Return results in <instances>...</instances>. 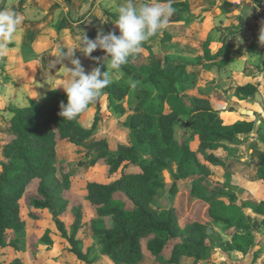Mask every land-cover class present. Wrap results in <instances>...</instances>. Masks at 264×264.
Returning <instances> with one entry per match:
<instances>
[{"label": "rangeland", "instance_id": "obj_1", "mask_svg": "<svg viewBox=\"0 0 264 264\" xmlns=\"http://www.w3.org/2000/svg\"><path fill=\"white\" fill-rule=\"evenodd\" d=\"M187 1L189 3L172 0V6L175 4L176 8L175 13L152 40L143 44L140 51L145 54L148 63L154 60L163 62L166 53L184 56V60L174 62V65L182 70L181 79L187 81V90L200 91L210 96L215 107L220 109L224 124L231 125L244 121L241 119L244 114L242 95L244 87H235L233 91V86L224 81L227 78V64L229 60L232 61V55L241 54L240 50L244 48L242 37H233V40L229 41V32H233L234 26L240 29L242 24L239 22L233 26L234 20L232 23L227 21L225 11L228 5H221L225 0ZM124 2L125 0H0V8L14 10L23 18L14 41L0 54V159L4 146L12 137L9 123L16 109L31 105L34 101L38 102L52 90L65 93L62 87L65 83L64 66H73L67 59L62 65L57 62V58L62 52H67V48L78 47L84 35L95 39L99 32L107 33L115 29L116 19L107 13L118 14L117 8ZM134 2L138 5L154 0ZM211 12H216L219 16L213 20L212 18L204 20ZM198 14L204 17L200 19ZM185 21L186 35L189 27L199 25V31L207 41L208 50L214 52L218 48L222 49L220 61L209 62L204 57L201 46L195 42L188 43L190 40L185 38H179L174 29H169L171 40L163 39L165 30L171 24H181ZM104 55L102 49L95 50L92 57L101 58L97 61L86 57L79 49L75 50V56L81 60L86 72L91 71L98 63L102 64ZM102 68L106 70V65ZM238 80L242 81L243 78ZM113 83L127 86L134 82L127 78L121 69L119 78L114 77ZM111 99L110 92L104 89L102 95L85 109L81 118L84 125L91 126L96 114H100L101 117L98 128L90 138L61 139L56 146L58 158L67 163L72 182L71 191L65 193L70 200L68 212L62 218L67 223L68 230H72L76 211L79 207L82 209L79 236L86 239L84 247L91 262L87 263L70 252V244L63 237L50 210L32 206L30 198L35 194V180H32L20 199L18 225L6 237L5 245L0 247V264H114L104 252V241L91 227L94 221L109 227L112 220L98 217L85 198L89 182L107 183L119 176L118 173L111 176L109 166L103 161H97L99 152L92 147L95 140L104 137L115 150L121 143L130 145L138 139L137 134L130 131L126 123L134 115L127 100L115 99L111 103ZM115 104H123L125 110H117ZM187 104L190 106L189 100ZM242 135L244 133H237L236 149L228 146L229 143H234L231 137H223L224 146L215 153L226 162L221 168L213 167L209 179L211 183L233 191L236 194L235 201L239 204L249 198L264 202V180L247 176L251 170L247 164L251 162L245 161L244 158H248L252 147L243 144L247 139ZM249 141L248 139L245 143ZM199 144V137H193L191 148L197 152L200 159H203L207 154L198 151ZM17 163L20 164L21 161L17 160ZM130 168L134 170L137 166L133 165ZM177 172L178 167L174 164L172 171L166 173L167 184L160 194L163 209L174 208L182 227L193 222L206 225L209 230L207 242L211 246L204 257L186 258L180 264H264V216L252 211L246 213L253 227L254 243L246 253L232 249L233 234L237 230V212L212 209L209 203L193 197L189 181H186L184 189L182 187L176 195L170 196L169 190L177 179L174 175ZM145 253L151 256L146 249ZM253 256L258 258L256 263H253ZM150 260L143 259L140 264H146Z\"/></svg>", "mask_w": 264, "mask_h": 264}, {"label": "trees", "instance_id": "obj_2", "mask_svg": "<svg viewBox=\"0 0 264 264\" xmlns=\"http://www.w3.org/2000/svg\"><path fill=\"white\" fill-rule=\"evenodd\" d=\"M107 14L118 19V14ZM169 29L177 31L178 37L183 34L182 28L171 24L164 32V40H171ZM206 42L202 43L203 55L213 62L221 52L209 51ZM145 57L140 51L130 56L122 67L125 76L134 83L127 86L112 83L105 88L112 96L111 103L115 99H126L134 111L126 123L129 130L137 134V141L130 145L121 143L114 150L106 138L99 137L92 145L99 152L97 161L109 166L110 175L119 174L107 183L89 182L85 195L98 217L112 220L109 227L95 221L91 224L94 233L104 241L105 254L114 264H140L146 258L151 259L146 264H180L183 259H199L208 254L211 246L207 242L206 225L193 222L182 227L174 208L163 209L160 194L167 184L166 173L172 171L174 164L178 167V172L174 173L177 179L169 195H176L189 181L193 197L209 203L212 209L236 211L237 230L231 248L248 252L254 243V233L243 208L264 214V202L244 201L239 205L233 191L211 183L209 176L213 167L221 168L226 162L215 153L224 146L223 137L236 141L237 133L251 132L255 122L224 124L221 111L210 96L191 94L187 81L181 79L182 70L174 65L184 60L181 54L166 53L163 62L148 63ZM62 101L67 103V95L52 90L38 102L17 108L10 120L12 137L0 159V247L18 225L20 199L27 185L35 180V194L30 198L32 206L50 210L70 244V252L89 263L91 260L84 247L86 239L79 236L82 209L79 207L76 211L72 230H68L62 218L68 212L70 200L65 193L71 191L72 182L67 163L58 158L56 146L61 139L90 138L101 117L96 114L91 126L81 121L85 110L72 120L64 119L59 115ZM115 108L125 110L123 104H115ZM195 136L200 140L198 151L207 154L203 159L191 148ZM133 165L137 166L134 170L130 168ZM258 175L264 179V163ZM256 259L254 256L253 263Z\"/></svg>", "mask_w": 264, "mask_h": 264}, {"label": "clouds", "instance_id": "obj_3", "mask_svg": "<svg viewBox=\"0 0 264 264\" xmlns=\"http://www.w3.org/2000/svg\"><path fill=\"white\" fill-rule=\"evenodd\" d=\"M175 11L172 0H154L138 5L134 0H125L117 8L115 29L107 33L101 31L95 39L84 35L78 47L62 52L57 62L63 65L67 59L73 67L64 66L65 83L62 87L67 95V103L61 102L59 115L72 120L95 102L103 90L114 82V77L119 78L128 58L140 52L143 44L168 24ZM22 22V16L14 10L0 8V54L14 41ZM259 39L264 43V30ZM98 48L105 53L103 63L86 72L81 60L75 56V50L79 49L86 57L100 61V57H92ZM105 65L106 70L102 71Z\"/></svg>", "mask_w": 264, "mask_h": 264}, {"label": "crops", "instance_id": "obj_4", "mask_svg": "<svg viewBox=\"0 0 264 264\" xmlns=\"http://www.w3.org/2000/svg\"><path fill=\"white\" fill-rule=\"evenodd\" d=\"M181 1L188 2L187 0ZM224 4L228 5L226 7L227 10L225 11L226 16L228 17L227 21L232 23L234 20L235 22L233 23V26L235 23L239 22L242 24L240 29H237L236 26L233 27V32H229L228 39L229 41H232L233 37H242L244 45L243 50H240L242 53L232 55V61L229 60V63L227 64V78L224 79V81L231 84V87L233 86V91H235V87L244 86V93L242 94L244 98V114L241 119L255 122L254 129L251 132L242 135L247 140H250L248 143H245V141H247L245 140L243 144L251 145L252 147L248 154V158H244V160L251 162L247 164V167H251V170L248 171L249 175L247 174V176L260 178L258 171L264 163V43L260 41L259 37L262 30H264V0H225L221 5L224 6ZM220 13H222V10H220ZM199 15L200 14L197 16ZM218 16L219 14L216 12H211L205 17L200 15V19L204 17V20L205 18L206 20L210 18L213 20ZM186 23L187 22L185 21L181 22V24H176L179 28L183 29V34L180 37L190 40L188 43L195 42L197 45L201 46L203 50L202 53L204 54L202 43L205 38L202 36V32L199 31V25H194V27L191 28L189 27V31L186 35ZM221 50V48H218L216 51H220L221 54H223ZM221 57L222 56L220 55V57L212 63L220 61ZM241 77L243 80L239 81L238 79ZM217 81L219 82V80ZM190 93L198 96H208L203 92L200 93V91ZM233 142L234 143H229L228 146L231 149H236L238 144H236L234 139ZM244 174H246V172H244ZM244 201L257 202L256 200H250V198L247 200L244 199L243 202ZM243 211L247 214L248 211H252L253 213L264 216L263 213L255 212L249 207H244ZM257 260L258 258L255 263Z\"/></svg>", "mask_w": 264, "mask_h": 264}]
</instances>
